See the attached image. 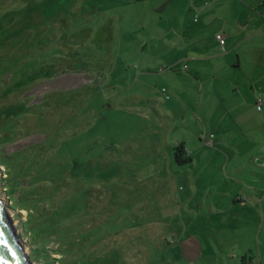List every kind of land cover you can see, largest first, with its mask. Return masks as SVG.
<instances>
[{
    "label": "rangeland",
    "instance_id": "374dc122",
    "mask_svg": "<svg viewBox=\"0 0 264 264\" xmlns=\"http://www.w3.org/2000/svg\"><path fill=\"white\" fill-rule=\"evenodd\" d=\"M3 40L0 76L13 81L0 110L71 98L44 107L45 123L21 120L36 136L4 147L40 150L20 191L32 236L61 264L264 262L249 205L264 198V0H0ZM29 63L59 74L33 81ZM181 142L193 162L179 167ZM4 170L0 205L31 260Z\"/></svg>",
    "mask_w": 264,
    "mask_h": 264
},
{
    "label": "trees",
    "instance_id": "16d2710c",
    "mask_svg": "<svg viewBox=\"0 0 264 264\" xmlns=\"http://www.w3.org/2000/svg\"><path fill=\"white\" fill-rule=\"evenodd\" d=\"M17 9V8H16ZM29 10H33V8H30ZM224 36V35H223ZM11 40V39H10ZM9 40V41H10ZM8 41V39H7ZM226 42V39H225ZM4 40L0 41V47L2 48L5 44ZM61 43V41L59 42ZM77 49L75 50L74 53H78L80 57L83 59V55L89 57L93 51H90L89 53H85V50L88 48L90 49L91 47H88V42H82V43H77ZM0 48V49H1ZM75 49L72 46L66 45V44H61L56 51L62 52V49ZM55 54H58L57 52ZM32 64L33 68L32 71L35 72L34 78L32 80H39L41 78H53L54 76H57L59 74V71L55 70V65H48L50 68H54L53 71H55V74L52 75L51 70L49 69L47 72H44L43 74H40V72H37L36 68L37 65L35 63H29ZM46 75V76H44ZM7 75L3 74L0 76V92H5L6 90H9L12 86L10 84L12 83L13 80H6ZM32 82V81H31ZM28 84V83H27ZM66 92V91H65ZM64 91H56L54 93L48 94L46 97H43V99L34 105H29L28 103H16L15 105L11 106H5L1 108L0 110V166H5V170L3 173L4 178L2 179V183L4 184L7 192V196L9 199L13 201L12 207L10 209L12 211L19 210V209H26L28 211V217L25 222H22L23 229L26 232L30 233L29 236V241L30 244L32 245V255H31V260L37 261L40 264H61V259L60 256L55 258L54 254L58 256V251L54 248L49 249V244H41L37 239V237H33V228L34 225L31 221V211L30 209V204H24L23 202V197L20 191L21 189V184L25 185L26 181L31 176V171L28 170L29 166H32L34 164H38L40 160V152L37 153V151H40L36 149L37 147H26L24 149H19L17 152L13 153H7L4 151V147L7 145H10L9 143L11 142L10 137L15 135L19 136V139H23V137H30L32 135L36 136L35 132H25L23 127H20V123L25 120V123H28L32 118L39 119L46 122L45 117L43 116H48V114L45 113L46 109L44 107H47V105L55 104L59 108L63 107H68L69 104L71 103L70 100L71 98L68 97L67 94H65ZM6 94V93H5ZM61 96V97H59ZM58 99V100H57ZM22 120V121H21ZM25 133V134H24ZM50 136H46L44 139H48ZM19 141V140H17ZM16 142V141H15ZM13 144V143H12ZM50 151L53 150L55 144H48ZM173 162L175 163L176 166L182 167L186 166L188 164H191L193 162L192 156L189 154L186 145L184 142L179 143L174 148V154H173ZM49 163L51 164V161L49 160ZM40 180V179H39ZM41 182V180H40ZM240 200H237L236 202H239ZM245 201V199L243 200ZM46 209V208H44ZM257 215L252 217L251 220L255 219L256 220ZM243 225H247L248 223H242ZM251 226H253L254 231L258 230L256 227V223H251ZM259 249V253L261 252L260 247L257 245ZM252 249V248H251ZM254 252V251H253ZM255 258V255H250L249 252L244 255L241 258V264H259V261ZM231 258L233 259H238L239 256H232ZM253 260H257V262H253Z\"/></svg>",
    "mask_w": 264,
    "mask_h": 264
},
{
    "label": "water",
    "instance_id": "95a60500",
    "mask_svg": "<svg viewBox=\"0 0 264 264\" xmlns=\"http://www.w3.org/2000/svg\"><path fill=\"white\" fill-rule=\"evenodd\" d=\"M0 205V264H32Z\"/></svg>",
    "mask_w": 264,
    "mask_h": 264
},
{
    "label": "crops",
    "instance_id": "0c3cea01",
    "mask_svg": "<svg viewBox=\"0 0 264 264\" xmlns=\"http://www.w3.org/2000/svg\"><path fill=\"white\" fill-rule=\"evenodd\" d=\"M194 9V8H193ZM199 21V20H198ZM197 21V23H199ZM217 35H219V34H217ZM222 35V34H221ZM225 37V36H224ZM225 39H226V45L225 46H222L221 44H220V42L218 41V39H217V36H216V40H217V42H219V45L220 46H222V47H227V38L225 37ZM239 66V65H238ZM263 104V103H262ZM239 197H243V196H239ZM256 197H257V195H256ZM262 197V196H261ZM245 198V197H244ZM254 199H252V201H253ZM245 201H247V200H245ZM244 202V201H243ZM248 203V202H247ZM247 203H244L245 205H243L244 207H246L248 210H249V205H257V206H255V208L257 209V207H258V209H259V212H260V214H258V213H256V215H257V218H256V220L255 219H253L252 220V222L253 223H256V227H258L257 229L258 230H256L255 232L256 233H254L255 235H260L262 232H264V198L262 199H260L259 201H255V202H251L249 205L247 204ZM247 204V205H246ZM260 206V207H259ZM252 207V206H251ZM261 208V209H260ZM262 210V211H261ZM245 223H247V222H245ZM260 237V236H259ZM258 245V244H257ZM259 247H260V245H258ZM260 249H261V247H260ZM253 250V249H252ZM262 252L264 251V248L262 247ZM249 254L250 255H254V252L252 251V252H249ZM261 255H260V257H258V259H259V264H263L264 262H263V260H262V256H263V253H260ZM235 260H237V259H234V261ZM253 262L255 263V262H257V260H253ZM250 264H252V263H250Z\"/></svg>",
    "mask_w": 264,
    "mask_h": 264
},
{
    "label": "built area",
    "instance_id": "2783aa9c",
    "mask_svg": "<svg viewBox=\"0 0 264 264\" xmlns=\"http://www.w3.org/2000/svg\"><path fill=\"white\" fill-rule=\"evenodd\" d=\"M217 39H218V41L220 42V44L222 46H225L226 45L225 37L223 35H221V34L217 35Z\"/></svg>",
    "mask_w": 264,
    "mask_h": 264
}]
</instances>
